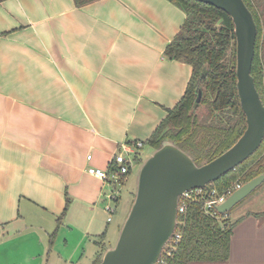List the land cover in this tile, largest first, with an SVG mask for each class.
I'll return each mask as SVG.
<instances>
[{
	"label": "crops",
	"instance_id": "0c3cea01",
	"mask_svg": "<svg viewBox=\"0 0 264 264\" xmlns=\"http://www.w3.org/2000/svg\"><path fill=\"white\" fill-rule=\"evenodd\" d=\"M185 17L170 0H0V244L35 247L38 264H92L107 247L110 187L86 170L121 143L153 150L192 72L164 54ZM227 217L228 260L190 264H264V208Z\"/></svg>",
	"mask_w": 264,
	"mask_h": 264
},
{
	"label": "trees",
	"instance_id": "16d2710c",
	"mask_svg": "<svg viewBox=\"0 0 264 264\" xmlns=\"http://www.w3.org/2000/svg\"><path fill=\"white\" fill-rule=\"evenodd\" d=\"M179 6L186 17L164 54L188 63L191 76L186 90L147 140L153 149L170 140L188 153L197 165L218 156L229 148L245 129L235 87V36L230 16L221 9L197 0H170ZM256 25L251 75L264 105V0H243ZM201 97L197 105L198 92ZM264 173V137L261 144L234 170L213 182L223 192L238 180L242 184ZM228 213L210 216L200 204L190 203L184 213L181 239L167 256V264L226 262L234 223H228ZM53 233L51 234V236ZM103 235H101L102 237ZM102 245L92 264H98Z\"/></svg>",
	"mask_w": 264,
	"mask_h": 264
},
{
	"label": "water",
	"instance_id": "95a60500",
	"mask_svg": "<svg viewBox=\"0 0 264 264\" xmlns=\"http://www.w3.org/2000/svg\"><path fill=\"white\" fill-rule=\"evenodd\" d=\"M226 12L235 36V87L245 116V129L225 151L197 165L193 158L170 140L141 162L135 192L113 245L102 253L98 264H157L173 236L180 196L192 189L208 191L209 183L246 160L264 137V105L250 73L254 56L256 25L243 0H197ZM201 92L197 94L198 104ZM264 181V173L244 182L215 207L228 213Z\"/></svg>",
	"mask_w": 264,
	"mask_h": 264
},
{
	"label": "built area",
	"instance_id": "2783aa9c",
	"mask_svg": "<svg viewBox=\"0 0 264 264\" xmlns=\"http://www.w3.org/2000/svg\"><path fill=\"white\" fill-rule=\"evenodd\" d=\"M142 145L143 142L141 141H136L133 144L121 143L119 150L112 156L106 169L88 167L86 170L89 175L98 178L102 181V183L110 187L107 193H102V197L104 198L105 202L104 211L107 214V221H111V217L116 210V202L121 190L124 187V184L128 180L131 169L141 161L140 148ZM90 158L91 155L88 154L86 159L90 160ZM241 185L242 183L236 180L231 183L228 188L220 193L214 187L212 182L208 184V191L201 188L186 191L179 198L177 215L184 213L187 205L190 203L200 204V207L204 213L210 216L218 217L219 215H223L219 214L215 207L221 204L229 194H231ZM183 224V220L177 219L173 236L165 245L159 260L157 261V264H167V256L171 255V252L181 239V228Z\"/></svg>",
	"mask_w": 264,
	"mask_h": 264
},
{
	"label": "rangeland",
	"instance_id": "374dc122",
	"mask_svg": "<svg viewBox=\"0 0 264 264\" xmlns=\"http://www.w3.org/2000/svg\"><path fill=\"white\" fill-rule=\"evenodd\" d=\"M264 32V29H263ZM143 153L141 161L139 164H137L133 170V174L130 178V181L127 185V187L131 186L130 188V200L125 208L123 214L121 216H115L114 214L111 219L112 221L109 224V237L107 242V247L114 244L117 234L116 229L117 227L120 228L127 211L129 209V206L131 204V201L134 196L135 192V181H136V174L138 171V168L143 162V160L152 152V149L149 146L143 147ZM126 189L121 190V196L125 193ZM258 199V201H255V199ZM251 202H254L253 204H250ZM262 209L264 208V181L256 187L248 196H246L242 201H240L238 204H236L229 212L228 215L232 219V217L238 213H242L247 210L251 209ZM228 223H231L230 219L228 218ZM119 230V229H118ZM113 231V232H112ZM118 233V232H117ZM36 251L35 247L31 248L29 245L28 247L25 244L18 243L17 245H10L9 243H2L0 244V264H38L37 257H34L31 260V254ZM47 262V263H46ZM44 264H56L57 259L52 257V260L46 261ZM60 264H64L63 262H58Z\"/></svg>",
	"mask_w": 264,
	"mask_h": 264
},
{
	"label": "flooded vegetation",
	"instance_id": "af4514ba",
	"mask_svg": "<svg viewBox=\"0 0 264 264\" xmlns=\"http://www.w3.org/2000/svg\"><path fill=\"white\" fill-rule=\"evenodd\" d=\"M262 89H263V94H264V84H263V86H262Z\"/></svg>",
	"mask_w": 264,
	"mask_h": 264
}]
</instances>
